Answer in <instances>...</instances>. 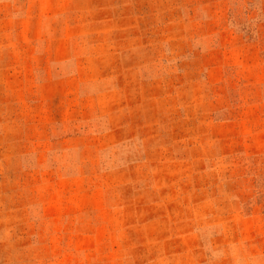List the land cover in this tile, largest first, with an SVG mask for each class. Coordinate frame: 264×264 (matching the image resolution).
<instances>
[{"label": "rangeland", "instance_id": "obj_1", "mask_svg": "<svg viewBox=\"0 0 264 264\" xmlns=\"http://www.w3.org/2000/svg\"><path fill=\"white\" fill-rule=\"evenodd\" d=\"M0 264H264V0H0Z\"/></svg>", "mask_w": 264, "mask_h": 264}]
</instances>
